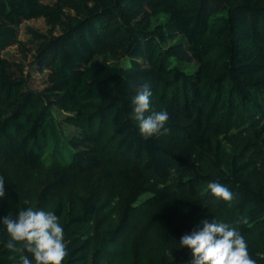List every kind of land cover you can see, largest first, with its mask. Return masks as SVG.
I'll return each instance as SVG.
<instances>
[{
    "label": "trees",
    "instance_id": "trees-1",
    "mask_svg": "<svg viewBox=\"0 0 264 264\" xmlns=\"http://www.w3.org/2000/svg\"><path fill=\"white\" fill-rule=\"evenodd\" d=\"M39 18L51 30L28 28L30 47L19 28ZM12 45L46 74L44 89L32 88L31 75L4 56ZM143 84L152 110L169 113L167 134L139 133L133 99ZM56 111L70 113L77 139L65 134ZM110 139L135 164L120 169L124 188L108 200L86 196L52 208L69 251L63 264H191V256L170 260L159 250L160 233L147 230L157 225L182 236L202 228L213 215L207 185L215 181L233 193L240 234L264 240V171L252 156L264 151V0H0V161L52 163L37 199L18 191L11 166L0 165V217H15L25 199L41 209L69 185L71 172L101 166L99 144ZM179 166L192 168L170 182ZM141 208L151 211L145 249L132 254L123 242ZM102 209L117 212L104 230L97 228ZM0 235L7 240L2 228ZM247 246L264 264L257 244ZM9 255L0 242V264H19Z\"/></svg>",
    "mask_w": 264,
    "mask_h": 264
},
{
    "label": "rangeland",
    "instance_id": "rangeland-1",
    "mask_svg": "<svg viewBox=\"0 0 264 264\" xmlns=\"http://www.w3.org/2000/svg\"><path fill=\"white\" fill-rule=\"evenodd\" d=\"M28 28H33L35 30L41 31L43 33H48L51 27L47 25V22L43 18L34 19L30 21H24L19 28V39L26 42L30 47H34L36 43L33 41L31 34L28 33ZM55 34L60 33V30H56ZM4 56L8 58L12 63L21 67L25 74L31 75L30 84L32 88L37 90H42L45 88L44 80L46 74L39 73L32 70L29 66V61H24L22 55L19 52L18 45L10 46L5 52ZM100 59L102 57H99ZM57 120L62 123V128L68 137L75 138L79 137L80 129L73 126L67 121L68 112L56 111ZM237 128V127H236ZM235 128V129H236ZM99 153L102 159L100 167L97 168H86L84 172L73 171L70 177V183L65 186L63 190L57 191V195L51 197L47 203H44L43 210L48 209L51 211L52 208L61 200L65 201L70 205L77 204L84 197H98L103 198L101 201L108 200L110 192L121 193L124 184L119 176L120 169L125 165H133L135 162L132 159H123L115 149V145L112 139L108 141H102L99 144ZM253 158L258 162L257 170L264 171V151L253 152ZM1 164H9L11 166L16 179L17 189L20 192H28L34 199H37L41 190L43 189V182L50 180V167L52 165L51 160L46 159V161L37 167H27L19 162H3ZM192 168L191 166H179L172 171V177L169 180L173 182L175 180H180L184 178L185 169ZM205 192V191H204ZM234 199V198H233ZM220 201L219 198L214 197L213 206L210 207L213 215L210 221L214 220L216 222H223L229 224L231 227L237 228L241 218L235 209H231L230 204L233 202ZM75 206V205H73ZM118 211V210H117ZM151 211L148 209L141 208L138 214L135 215L134 224L135 231L128 235L127 241L124 240L123 246H129L131 248V253L136 254L139 249H145L142 245L145 241V228H147V222L149 221ZM117 212L109 214L105 212L104 209L101 210L98 216V226L100 230H104L112 220H115ZM147 232L151 237L158 236L160 233L161 249L164 250L172 260L177 257L191 256V252L188 249L181 248L180 238L181 236L167 235L162 232V230L157 225L149 226ZM178 234V233H177ZM246 244L253 242L257 244L262 253L264 254V240H261L257 234L243 236ZM129 240V243H128ZM146 242V241H145ZM143 264H153L147 261Z\"/></svg>",
    "mask_w": 264,
    "mask_h": 264
},
{
    "label": "clouds",
    "instance_id": "clouds-1",
    "mask_svg": "<svg viewBox=\"0 0 264 264\" xmlns=\"http://www.w3.org/2000/svg\"><path fill=\"white\" fill-rule=\"evenodd\" d=\"M151 97L150 86L143 84L136 88L133 99L132 118L138 122L139 133L145 139L170 131L165 127L169 113L152 110ZM207 188L223 201L233 199L229 188L218 181L209 182ZM5 196V178L0 175V199ZM24 204L26 207L19 208L15 217H0V228L7 235L6 241L0 235V242L10 253L9 259L17 260L19 264H63L69 251L59 217L51 211L33 207L27 199ZM200 223L202 228H194L179 240L181 248L191 252V264H257L236 228L207 219Z\"/></svg>",
    "mask_w": 264,
    "mask_h": 264
}]
</instances>
